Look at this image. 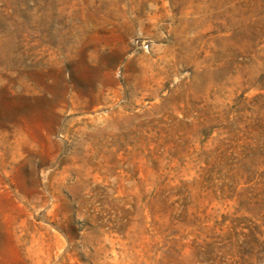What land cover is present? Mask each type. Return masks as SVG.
<instances>
[{
	"label": "rangeland",
	"instance_id": "374dc122",
	"mask_svg": "<svg viewBox=\"0 0 264 264\" xmlns=\"http://www.w3.org/2000/svg\"><path fill=\"white\" fill-rule=\"evenodd\" d=\"M262 147L264 0H0V264H264Z\"/></svg>",
	"mask_w": 264,
	"mask_h": 264
},
{
	"label": "trees",
	"instance_id": "16d2710c",
	"mask_svg": "<svg viewBox=\"0 0 264 264\" xmlns=\"http://www.w3.org/2000/svg\"><path fill=\"white\" fill-rule=\"evenodd\" d=\"M262 148H260L258 150H252L251 152L248 151L250 153V158H252V159L255 158L256 160H258L259 158H264V147H262ZM257 155H258V157H256ZM231 157H233V156L231 155ZM255 229L256 230L264 229V220L260 223V225H258V226L255 225ZM259 235H260V237H263L264 236V230L260 231Z\"/></svg>",
	"mask_w": 264,
	"mask_h": 264
}]
</instances>
